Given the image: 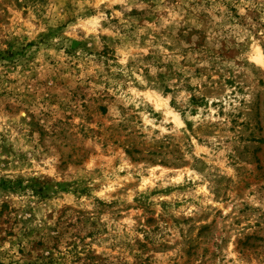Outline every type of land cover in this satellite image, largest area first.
Listing matches in <instances>:
<instances>
[{"label": "rangeland", "instance_id": "obj_1", "mask_svg": "<svg viewBox=\"0 0 264 264\" xmlns=\"http://www.w3.org/2000/svg\"><path fill=\"white\" fill-rule=\"evenodd\" d=\"M0 264H264V0H0Z\"/></svg>", "mask_w": 264, "mask_h": 264}, {"label": "bare ground", "instance_id": "obj_2", "mask_svg": "<svg viewBox=\"0 0 264 264\" xmlns=\"http://www.w3.org/2000/svg\"><path fill=\"white\" fill-rule=\"evenodd\" d=\"M261 53V52H260ZM260 53H258V57H261ZM257 58V57H256Z\"/></svg>", "mask_w": 264, "mask_h": 264}]
</instances>
